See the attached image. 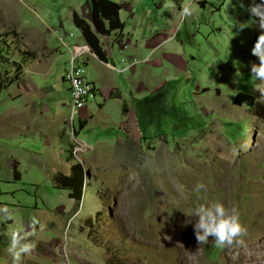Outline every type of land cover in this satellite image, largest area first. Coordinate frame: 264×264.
Listing matches in <instances>:
<instances>
[{
    "label": "rangeland",
    "instance_id": "rangeland-1",
    "mask_svg": "<svg viewBox=\"0 0 264 264\" xmlns=\"http://www.w3.org/2000/svg\"><path fill=\"white\" fill-rule=\"evenodd\" d=\"M148 1L154 9L161 2ZM250 2H195L170 44L114 55L121 97L91 99L82 128L79 115L70 121L62 81L70 55L50 28L78 41L70 12L91 0H0L1 74L8 80L18 64L53 61L48 76L28 67L0 93V264H264L252 250L264 255V100L250 77L264 30ZM34 28L46 46L26 51ZM238 94L255 105H234ZM76 163L86 171L80 203L54 184ZM205 202L237 210L242 244L197 242L191 214ZM14 232L34 244L19 260L9 251Z\"/></svg>",
    "mask_w": 264,
    "mask_h": 264
},
{
    "label": "crops",
    "instance_id": "crops-1",
    "mask_svg": "<svg viewBox=\"0 0 264 264\" xmlns=\"http://www.w3.org/2000/svg\"><path fill=\"white\" fill-rule=\"evenodd\" d=\"M112 1L117 2L121 5L122 9L120 12V17L125 25V29L121 37L117 39L113 36L99 37L100 45L103 50L104 60H100L99 58H89L87 64L85 65L88 66L87 68H89V65L91 64V66L94 68L93 74L96 75L95 80L100 81L99 83H95V81L89 80V82H91L97 90V96L95 99L100 96L104 100L119 99L121 97L118 89L112 85L114 71H116V65L114 64L113 59L114 55L116 57H121L122 54H125L127 50L148 52L163 48L162 46L168 45L173 41L171 39L175 31V22L181 16V9L183 7L190 6L194 9L195 2H198L203 7H206L208 4L207 0H161L159 4H156V9H154L153 6L150 5V2L148 0ZM151 1L155 3V0ZM165 7H167L168 10H162V8ZM70 13L73 19L75 9H73ZM78 14L93 26L90 4H88L81 13L78 12ZM150 15H152L153 21H150ZM162 24L163 27L161 26ZM43 35L44 34L40 29L34 28L28 38H36L34 41L30 42L27 47L24 48V50L31 47L41 49L42 47L46 46L47 41L44 39ZM77 42L85 43L83 41L81 33ZM115 50H117V54H115ZM53 51L55 52H53L51 58H56L57 56L54 55H57V52L56 50ZM28 67L32 68L34 72L39 74L40 76H48L50 71L53 70V61L43 65H40L38 62L37 64H25L22 68L23 75L20 76V79L17 82L18 84L23 80V76L26 73ZM98 72L101 76L98 75ZM64 74L65 71L62 74V81L65 82ZM67 90L69 91L68 83ZM124 105L126 106V104H123L122 109ZM89 118H91V116L89 114L87 105L86 108H84L79 114L80 125L82 122L87 121Z\"/></svg>",
    "mask_w": 264,
    "mask_h": 264
},
{
    "label": "clouds",
    "instance_id": "clouds-1",
    "mask_svg": "<svg viewBox=\"0 0 264 264\" xmlns=\"http://www.w3.org/2000/svg\"><path fill=\"white\" fill-rule=\"evenodd\" d=\"M192 12L190 6H185L181 9V16H190ZM248 12L252 17L258 18L259 28L264 30V0H251ZM246 26L247 23L238 25L241 29ZM251 53L259 60L258 64H252L250 67L253 88L260 92L259 99L264 100V32L254 42ZM257 80L259 83H255ZM201 188L202 184L196 186L197 191ZM191 215L196 217L193 230L198 243H206L209 238L220 248L231 246L234 242L243 243L242 237L246 234V228L235 208L229 210L219 202H205L196 206ZM22 240V236L15 232L12 234L9 251L15 260H19L21 254H28L34 247V244L29 242L21 243Z\"/></svg>",
    "mask_w": 264,
    "mask_h": 264
},
{
    "label": "trees",
    "instance_id": "trees-1",
    "mask_svg": "<svg viewBox=\"0 0 264 264\" xmlns=\"http://www.w3.org/2000/svg\"><path fill=\"white\" fill-rule=\"evenodd\" d=\"M90 8L93 26L76 12L73 14V23L74 26L81 31L83 41L91 47L96 57L100 60H104L99 37L113 36L116 39L121 37L125 29V25L120 17L122 8L119 3L112 0H91ZM15 70L19 72V75L17 73L14 78L8 80L0 72V93L19 81L20 72L22 71L21 64H18ZM233 103L237 106L246 105L248 107H253L255 105V98L245 94H238ZM123 110L125 112L127 111L125 105ZM84 123L85 122L81 123L82 128L87 125V123ZM69 152V157L72 158V151L69 150ZM85 177V169L81 164L76 163L71 167L70 175L57 174L54 177V184L59 189L69 191L70 199L80 203L86 186ZM107 264H112V262L109 260Z\"/></svg>",
    "mask_w": 264,
    "mask_h": 264
},
{
    "label": "built area",
    "instance_id": "built-area-1",
    "mask_svg": "<svg viewBox=\"0 0 264 264\" xmlns=\"http://www.w3.org/2000/svg\"><path fill=\"white\" fill-rule=\"evenodd\" d=\"M48 29V26H46ZM50 32L54 35L57 42L69 52V59L66 63L64 80L69 85L70 91V121L73 122L75 117L86 108L91 99L96 98L97 90L95 86L89 82L85 75L84 66L89 58H97L91 47L86 43L73 42L74 33L68 32L63 28H50ZM137 60L133 59V63Z\"/></svg>",
    "mask_w": 264,
    "mask_h": 264
},
{
    "label": "bare ground",
    "instance_id": "bare-ground-1",
    "mask_svg": "<svg viewBox=\"0 0 264 264\" xmlns=\"http://www.w3.org/2000/svg\"><path fill=\"white\" fill-rule=\"evenodd\" d=\"M253 251H254V256H255V258H257V259H262L263 257H264V255H262V254H259V255H256L257 253H259L261 250H262V247L260 246V247H253V249H252ZM249 251H251V249L249 250ZM249 255V254H248ZM253 256H248V258H252ZM253 260V259H252Z\"/></svg>",
    "mask_w": 264,
    "mask_h": 264
}]
</instances>
